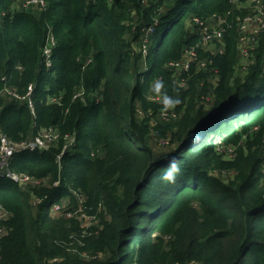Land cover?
Segmentation results:
<instances>
[{"label":"trees","instance_id":"trees-1","mask_svg":"<svg viewBox=\"0 0 264 264\" xmlns=\"http://www.w3.org/2000/svg\"><path fill=\"white\" fill-rule=\"evenodd\" d=\"M27 1L0 0V145L2 135L22 144L49 129L60 139L11 159L12 172L37 183L29 190L0 176L8 214L0 219V264H264V31L248 74L237 75L239 50L247 51L230 0H44L40 10L21 8ZM213 15L227 16L224 52L206 57L195 19ZM189 48L197 59L175 76L169 65ZM30 87L32 107L9 95ZM164 93L181 99L165 120L164 104L152 100ZM202 97L212 98L208 108ZM229 149L236 157L226 161ZM172 157L181 167L175 183L162 178Z\"/></svg>","mask_w":264,"mask_h":264},{"label":"built area","instance_id":"built-area-1","mask_svg":"<svg viewBox=\"0 0 264 264\" xmlns=\"http://www.w3.org/2000/svg\"><path fill=\"white\" fill-rule=\"evenodd\" d=\"M238 0H230V3L232 5H235ZM251 5L253 7V11L250 14H246L243 19L242 23L238 22L237 25V30L238 28H242L241 24H243V30L246 28L250 27L251 24L253 23L255 26V30H251L250 33L248 32H242L239 34V42L242 45H245L247 37H249L251 40H255L256 38L260 37V34L264 31V1L263 0H251ZM45 7V1L44 0H28L24 4L25 9H34V10H40L41 8ZM213 18H219L221 19L222 17L220 15H213ZM226 18V20H225ZM224 20L226 21L227 24V16H225ZM210 19L203 21L200 19H195V22L198 26V36H200V39L204 40L209 39V42H213L216 40H219L221 42L220 46L225 45L224 41V35L226 32V24L224 25L223 28H215L211 27L209 28L208 26V21ZM215 32H217V35H215ZM147 35H152L154 33V29L150 28L146 31ZM205 41V40H204ZM54 45V41L52 39L49 40L47 43L45 49H44V55L46 57L47 63L50 66V58L52 54V46ZM149 44H147V41L145 44H143V58L146 59L149 53ZM223 50V48L221 49ZM220 51V50H219ZM218 51V54H219ZM223 51H221L222 53ZM248 53V52H246ZM196 55V56H195ZM198 53L196 52L195 48H189L186 50V55L184 54L183 59L179 62H173L169 65H176L173 68H178L182 67L183 71L187 70L190 67V64L197 59ZM195 56V57H193ZM249 56V54H248ZM189 64V65H187ZM202 66H205V64H202ZM172 69V68H171ZM173 70V69H172ZM173 81L177 83L180 87L184 86L183 79H178L176 82L174 79ZM182 85V86H181ZM32 87H30L29 92L27 93L26 96H19L16 93L9 92V95L12 96L13 99H15L17 102L22 103L25 101H29L30 106L32 107V102L30 101V96L32 94ZM67 137V136H66ZM60 135L56 130L49 129L45 130L41 133L40 136H37L36 138L24 142L22 144H16L14 143L11 139H9L7 136L2 135L1 136V145H0V176L1 177H6L8 179H11L13 182L17 183L20 187H24L25 185L28 184H34L36 185L37 183L32 181V178L27 175V174H17L15 172H12L10 169V162L13 156L16 153H20L24 150H30V151H41L45 152L48 151L52 146L56 145V143L59 141ZM66 140V139H65ZM75 139L73 138H68L66 142H69V145H73ZM67 145H65L64 149L66 148ZM64 151V150H63ZM39 199H36V202L38 203ZM56 208V207H54ZM8 216L7 212L0 210V219H5ZM1 234V231H0Z\"/></svg>","mask_w":264,"mask_h":264},{"label":"rangeland","instance_id":"rangeland-1","mask_svg":"<svg viewBox=\"0 0 264 264\" xmlns=\"http://www.w3.org/2000/svg\"><path fill=\"white\" fill-rule=\"evenodd\" d=\"M17 1H19V0H17ZM251 0H238L237 1V3L235 4V5H232V8H231V10H232V12H234L235 14H236V30H237V22H239V23H242L243 21H242V19H243V17L246 15V14H250V13H252V11H253V7H252V5H251V2H250ZM16 5V4H15ZM20 5V4H19ZM171 5H174L173 4V2L172 3H169L167 6H171ZM20 7L21 8H24V5H20ZM45 7H46V3H45ZM34 10V9H33ZM36 11H34V13H35ZM222 18L221 19H219V18H213V16H211V18H210V20L208 21V26H209V28H211L212 26L213 27H215V28H223L224 27V25L226 24V18H225V16H222V15H220ZM135 18V16L134 15H130V17L128 18V20L125 22V24H127V27H129L133 22H135V20L136 19H134ZM224 18H225V20H224ZM133 19V20H132ZM254 24L252 23L251 24V26L250 27H248V28H246L245 30H243L244 28H243V24H241V27L242 28H238V30H237V32H236V34H237V38L239 39V34H241L242 32H248V33H250L251 32V30H255V26H253ZM188 28H190V27H188ZM190 31L192 32V29H190ZM215 35H217V32H215ZM126 38H127V40H129V41H131V39H132V33H131V31L127 34V36H126ZM151 39L149 40V46H153L154 45V41L152 40V37H150ZM205 40V41H204ZM204 40H202V39H200V41H199V43H198V47H199V49L201 50L200 52H201V55H203V56H206V57H209L210 55H216V54H218V51H219V53H221V51H223V50H221L224 46H220L221 44V42H219V40H216V41H213V42H209V39H204ZM258 40H259V38H256L255 40H251L249 37H247V39H246V44L245 45H242L240 42H239V40H238V42H239V47H241L242 49L244 48V49H246V51L248 52V53H245V56L240 52V50H239V61H238V63H237V65H236V67H235V72H236V74L237 75H241V73L242 74H245V75H247L248 74V68H250V66H251V64L252 63H254V59H251V57H252V50L254 49V47L258 44ZM132 47H137L136 46V44H133L132 45ZM224 52V51H223ZM149 54V53H148ZM183 54H185L186 55V51L183 53ZM248 54H249V56H248ZM196 56V55H195ZM195 56H193V57H195ZM171 63H173V62H171ZM170 63V64H171ZM187 65H189V64H187ZM250 65V66H249ZM174 66H176V65H171V67H170V70H174V69H176V70H174L175 71V73H176V75L175 76H177L178 74H181L182 73V71H183V68L182 67H178V68H173ZM172 68V69H171ZM217 78V77H216ZM216 78H214L213 80H211V82L213 83V84H215V82H216ZM174 80L177 82L178 81V78H174ZM182 86V85H181ZM203 98L204 97H202V100H201V102H200V105L201 104H203L206 108H208V103H212V98L210 97L209 99H204L203 100ZM152 100H158L157 102H162L163 103V100L162 99H158V97H153L152 98ZM208 100V101H207ZM141 112V110H139V113ZM142 113V112H141ZM168 115H169V113L166 111H164V113H162L161 114V117H162V119H169V117H168ZM158 117V118H157ZM157 121H160V119H159V116L157 115ZM155 118V119H156ZM162 122V121H161ZM169 122H172V120L171 121H169ZM253 132H251V134H252ZM34 139V138H33ZM32 140V139H31ZM246 141H247V139H246V137H244V142L242 143V145H244L245 143H246ZM156 146V145H155ZM161 147H156V149H160ZM165 150V149H164ZM229 151H231V149H229L228 150V152ZM236 151V150H235ZM165 152H168V151H165ZM39 153H41V151H39ZM231 153L232 152H229V154L228 155H226L225 156V159L224 160H228V161H231V160H233V159H235V157H236V154L235 155H231ZM217 171H218V174H219V176L220 177H222L223 179H228V177L230 176V175H228V172H226V171H223V170H221V169H219V168H217ZM233 178V177H232ZM45 184H47V182L45 183ZM31 186V184H28V185H25L24 187H22V188H25V189H30L29 187ZM31 194V193H30ZM31 196V195H30ZM36 209V208H35ZM56 211H57V209H53V211L51 210H49V212H48V209L47 210H45V212H47V213H52V217H57V214H56ZM70 217H71V215H70ZM67 219H69V217L67 216ZM72 219V218H71ZM92 220L93 219H88V226L92 223ZM95 223V222H94ZM94 223H92L91 225H94ZM86 224H84V230L85 231H87V229H88V227H86L85 226ZM66 229H67V231H69V232H73L72 233V235H74V236H76V235H78V233H79V231H80V227L78 226V225H74V224H71L68 220L66 221ZM81 257H83L84 259H88V256H87V254H81Z\"/></svg>","mask_w":264,"mask_h":264},{"label":"clouds","instance_id":"clouds-1","mask_svg":"<svg viewBox=\"0 0 264 264\" xmlns=\"http://www.w3.org/2000/svg\"><path fill=\"white\" fill-rule=\"evenodd\" d=\"M237 24H238V22H237ZM224 41H225V35H224ZM53 46H52V48H53ZM51 56H52V54H51ZM50 60H51V58H50ZM160 87H162V82H157V88L159 89ZM180 103H181V99L179 98V96L172 97V96L167 95V93L163 94L164 111H167L169 108H175V106L179 105ZM41 153H44V152H41ZM180 172H181L180 161L177 158L172 157L169 160V163L167 165L166 170L163 172L162 178H163V180H165L169 183H175L176 178L180 174Z\"/></svg>","mask_w":264,"mask_h":264}]
</instances>
